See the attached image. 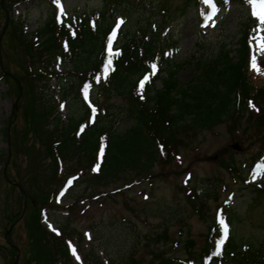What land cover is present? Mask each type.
Masks as SVG:
<instances>
[{
    "label": "rangeland",
    "instance_id": "obj_1",
    "mask_svg": "<svg viewBox=\"0 0 264 264\" xmlns=\"http://www.w3.org/2000/svg\"><path fill=\"white\" fill-rule=\"evenodd\" d=\"M9 1L0 0V69L5 53L7 68L17 77L22 76L24 58L22 60L18 56V49L15 48L18 44L8 22H20L22 33L33 34L41 28L51 9L59 20L72 15L98 19L102 11L108 16L115 11V7L117 11L123 8V4L116 5L108 0L104 4V0ZM183 1L150 0L149 7H146L148 1L144 2V6H134L130 9L133 17H129L127 24L121 27H124L122 34L127 35L141 27L144 18L139 16L140 13H148L154 21H159L158 16L152 17L149 13L157 12L159 8L173 11L182 6ZM262 2L264 0L224 1V5L219 4L215 15L211 10L208 15L206 13L204 23L200 18L204 9L199 13L197 5L196 8L190 6L186 8L184 17L174 22L168 21L160 37L167 35L176 40L175 47L167 56L172 62L181 64L178 80L185 83L190 78V69L186 64L188 61L214 53L220 43L227 44L231 49L236 48V41L244 29L249 42L251 63L247 71L250 83L254 87L264 85V72L260 67L259 71L252 67L254 55L257 66L261 63L264 66V51L257 47L254 39L264 36V26L259 25L253 15L254 5ZM118 15L124 16L125 13L120 10L115 16ZM258 27L261 28L259 32ZM111 37L112 34L108 38L107 49ZM118 37L116 33L112 45ZM74 59L66 62L57 60L54 69L60 77L48 83L55 104L63 100L53 113L62 124L66 123L68 117H81L84 112L82 103L76 104L78 99L73 91L66 98H60L62 87L78 83L79 79L73 75L71 61ZM154 64L158 65L157 62ZM9 76L15 81L18 93L15 98L12 93L14 84L0 81V264L14 263L15 253H11L8 243L18 251L15 264H90L86 260L87 256L89 259L94 258L92 264H113L119 260L124 264L131 258L139 264H149L154 261L151 258L155 253L163 257L185 259L184 242L188 239L193 241L191 252L196 257L205 243L207 227L212 219L216 221L217 231L220 227V231L224 232V218L221 214L217 217L218 206L228 204L230 209L233 208L241 221L230 216L232 219L228 231L237 230L242 238L247 237L249 224L258 223L263 216L264 196L255 200L256 205L249 203L251 192L254 191L252 187L264 188V126L255 120V109L251 110L249 116L234 114L224 123L208 130L189 133L188 137L179 135L177 149L175 152L169 151L168 161L163 163L161 159L144 175L122 173L105 186H95L87 183V178L91 176L88 171L90 162H82L83 158L75 154L56 158L50 151L51 157L46 151L49 144L47 140L39 145L29 133L23 120L26 114L22 111V105L27 107L21 98L24 95L22 90L26 92L25 88L21 87L15 76ZM153 86L154 89L160 87L157 81ZM97 93L94 87L88 86L82 87L78 96L83 102L87 98L92 104L96 102L95 105L100 108L108 103L122 106L123 110L127 107L125 100L115 97L105 100ZM104 110L107 114L111 113L110 107ZM10 118L11 122H8ZM6 122L7 144L1 137ZM127 122L118 115L112 125L117 131H122ZM11 132L15 134V146L10 141ZM229 160L233 161V166L246 179L248 186H244L233 172L221 167ZM65 177L70 179L66 180ZM210 182L215 185V199L207 200L203 217L197 216L186 203L187 189L194 188L203 193L210 188ZM12 185L20 187L23 198H20L19 189ZM46 197V210L42 212L39 204ZM171 212H176L181 220L178 218L168 222ZM36 221L45 233L54 236L53 243L48 235L42 234L41 237L40 231L37 233ZM60 228L68 236L57 234ZM164 231L167 241H154ZM56 243L64 248V255L60 254L61 246H56ZM73 248L76 249L75 255ZM10 254L14 255L11 257Z\"/></svg>",
    "mask_w": 264,
    "mask_h": 264
},
{
    "label": "trees",
    "instance_id": "obj_2",
    "mask_svg": "<svg viewBox=\"0 0 264 264\" xmlns=\"http://www.w3.org/2000/svg\"><path fill=\"white\" fill-rule=\"evenodd\" d=\"M108 1L116 5L123 4L121 5L123 8L117 11L115 7V11L108 16H105L103 11L100 12L99 19L95 21L93 27L89 26L86 16L56 24L52 10L41 28L33 34H23L20 22H17L18 24L8 22L18 44L15 47L19 52L18 56H21L22 60L24 58V68L21 77H17L16 73H10L7 68L8 58L4 53L0 81L5 83L10 81L14 84L15 89L12 93L15 98L18 89L9 74L15 76L21 87L25 88L26 92L22 90L24 95L21 97L23 103L27 104L26 108L22 105V111L26 114V119L23 118L25 126L27 125L29 133L37 139L39 145L47 140L49 144L46 151L50 156V151L56 155V158L72 157L74 154L80 156L83 158L82 162H90L88 171L91 176L87 178V183L105 186L122 173H133L134 176L146 174L161 159L163 163L168 161L169 151L175 152L177 149L179 135L184 134L188 137L189 133L194 134L211 129L213 126L224 123L234 114L249 116L252 114L251 110L255 109L257 112L254 116L255 120L264 126V85L254 87L250 83L247 71L249 63L247 34L244 29L241 30L240 39L236 41V48L231 49L227 44L220 43L214 53L188 61L186 64L189 66L191 76L182 83L178 80L181 64L172 62L166 57L175 47L176 40H172L167 35L161 38L160 34L167 27L168 21L174 22L184 17L187 7L196 8L198 0H184L182 6H178L173 11L163 8H159V12L151 11L149 15L158 16L159 21H154L148 13L147 15L145 12L140 13L139 16L144 18L141 27L135 28V31L127 35L122 34L124 27L120 30V38L115 44L119 55H107L103 50L106 34L114 24L116 12L124 11L123 25H126L130 20L129 17L132 16L130 9L134 6H144L145 1H148L146 7H149L150 0ZM224 1L216 0L220 5H224ZM105 2L104 0L103 4ZM110 55L112 65L105 77L104 68ZM72 58H75L71 61L73 75L79 80L78 83H69L66 87H62L61 99L66 98L70 91H73L75 98L78 99L77 90L80 86L93 85L96 86L98 96H102L105 100L110 97L125 100L127 107L123 110L122 106H114L110 103L103 105L102 109L110 107L111 113L107 114L104 110V115L97 116L95 122L89 125L88 111L78 99L76 104L81 105L84 111L81 117H68L66 123L62 124L58 117L53 116L57 102L55 104L51 99L52 91L49 90L48 83L50 79L60 75L54 70L56 61L59 59L66 62ZM154 62L158 65L155 75H152L149 67ZM260 69L264 72V66ZM144 75H149L150 79L141 92L139 81H142ZM156 81L159 83V89H154L153 84ZM118 115L128 121L122 131H117V128L112 125L113 119ZM8 122H11V118ZM8 122L1 131L5 144ZM10 136V141L15 146V134L11 132ZM102 148L103 156L101 157ZM97 154L100 156L98 157ZM164 155L165 157L162 158ZM89 157H91L90 161ZM1 158L0 154V162ZM233 164V161L229 160L221 164V167L233 172L237 179L242 180L243 176ZM97 165L99 170L94 172L93 168ZM209 185L210 188L203 193L194 188L187 189L186 203L197 216L203 217L202 215L205 214L203 208H206L207 200L215 199V185L211 182ZM258 190L251 192L252 198L249 203L256 205L255 200L262 198L261 195L264 196V191ZM27 200L29 201L30 198ZM46 201L47 197L39 204L40 210L46 209L44 206ZM222 210V214L230 220V223L232 219L230 216H234L235 213L229 212L226 207ZM168 216V222L179 218L176 212H171ZM236 220L241 221L238 218ZM24 225H26L25 222ZM249 225L247 237L239 236L237 230L231 232L216 256L214 247L219 235L212 219L207 227L205 243L196 257L191 252L193 241L188 239L184 242L186 260L163 257L155 253L151 258L154 261L149 264H204L205 262L207 264H264V214L258 223ZM36 231L37 233L40 231L41 237L42 234L48 235L37 221ZM59 234L68 236L63 228L59 229ZM48 236L53 243L54 236ZM167 239L164 231L157 235L154 241L165 242ZM8 246L11 253L18 252L11 244L8 243ZM64 253V248L61 246L60 254L64 255ZM10 255L12 257L14 254ZM86 260L92 264L94 258L89 259L87 256ZM121 262L122 260H119L113 264H122ZM124 264L139 263L131 258Z\"/></svg>",
    "mask_w": 264,
    "mask_h": 264
},
{
    "label": "snow or ice",
    "instance_id": "obj_3",
    "mask_svg": "<svg viewBox=\"0 0 264 264\" xmlns=\"http://www.w3.org/2000/svg\"><path fill=\"white\" fill-rule=\"evenodd\" d=\"M253 15L258 19L259 25L264 26V2L254 5ZM121 23H122V21H121ZM257 31L258 32L261 31V28L258 27ZM115 36H116V33L113 32L112 37L110 38V41H109V46H108L109 53H112V41L115 39ZM254 39H256V41H257V47H259L262 51H264V36H257ZM115 55H119V53L117 52V53H115ZM111 65H112V57L110 55L109 59L107 61V64L105 65V68H104L105 77L107 76L108 71L111 68ZM151 67H152V75H155V73L157 71V65L153 64ZM252 67L254 70L259 71V68L256 64V56L255 55L252 58ZM148 80H149V77H145L144 81H141V83L139 85L141 92L143 91L145 83L148 82ZM102 156H103V148L101 149V157ZM95 170H97V171L99 170V165H97V168ZM57 234H59V233H57ZM226 237H227V228L225 227L224 228V238H226ZM223 243H224V239H221V241L218 244L217 255L219 254L220 248L223 245ZM72 252H73V255H75L76 249L73 248ZM77 259H79V257H77Z\"/></svg>",
    "mask_w": 264,
    "mask_h": 264
},
{
    "label": "water",
    "instance_id": "obj_4",
    "mask_svg": "<svg viewBox=\"0 0 264 264\" xmlns=\"http://www.w3.org/2000/svg\"><path fill=\"white\" fill-rule=\"evenodd\" d=\"M7 130H8V125L6 126V135H7ZM16 187L19 189V191H20V196L23 198V192H22V190H20V187H19L18 185H16ZM16 259H17V256H15V258H14V263H13V264H15Z\"/></svg>",
    "mask_w": 264,
    "mask_h": 264
}]
</instances>
